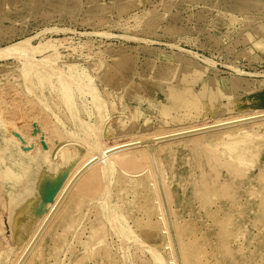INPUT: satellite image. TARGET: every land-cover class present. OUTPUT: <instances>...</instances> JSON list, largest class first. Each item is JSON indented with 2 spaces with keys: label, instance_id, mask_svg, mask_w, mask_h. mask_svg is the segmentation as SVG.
Masks as SVG:
<instances>
[{
  "label": "rangeland",
  "instance_id": "obj_1",
  "mask_svg": "<svg viewBox=\"0 0 264 264\" xmlns=\"http://www.w3.org/2000/svg\"><path fill=\"white\" fill-rule=\"evenodd\" d=\"M17 43L0 57V144L34 146L0 169V264L101 144L264 109V0H0V51ZM147 144L85 169L21 264H264V122Z\"/></svg>",
  "mask_w": 264,
  "mask_h": 264
},
{
  "label": "bare ground",
  "instance_id": "obj_2",
  "mask_svg": "<svg viewBox=\"0 0 264 264\" xmlns=\"http://www.w3.org/2000/svg\"><path fill=\"white\" fill-rule=\"evenodd\" d=\"M26 41H28V39ZM21 43H23V42H21ZM21 43H19V44H21ZM27 43H29V41ZM19 44L17 43L16 45L8 46L7 49L1 50L0 51V57H3L5 55L8 56V55H13V54L19 53L18 51H20L19 49H20V46H21V45L19 46ZM27 47H26V49H27ZM40 47L41 46H39V48ZM41 48L43 49V46ZM41 48H40V50H41ZM28 50H26V52ZM36 52H37V50H36ZM28 53H30V50L28 51ZM28 53H26V54H28ZM165 74H163L162 77ZM200 74H202V73H200ZM200 74H198L197 72H194V73L192 72V73L189 74V78L186 77V79L192 80L191 86L189 87V89L191 91H192L193 85L196 84V83H198V81L202 78V77H200ZM164 77H167V76H164ZM164 77H163V80L165 79ZM172 79H174V78H169L167 80L165 79V81L166 82H172ZM186 79H184V81H186ZM187 81H189V80H187ZM28 90H30V89H28ZM206 90H204V91H206ZM209 93H210V91H209ZM194 97L196 98L197 95H194L193 98ZM4 101H6V100H4ZM15 104H17V103H15ZM18 105L20 106V104H18ZM11 106H12V103H11ZM15 106L17 107V105H15ZM10 108L13 109L12 107H10ZM4 113H6V112H4ZM36 117H35V119H36ZM11 119L12 118H8L5 115H3L2 112H0V130L3 129V127H9V126H10V129H11ZM260 122H264V109H259L258 108L257 110L255 109L253 112H250V113H243V114H239V115H235V116L227 117V118H218V119L212 120L211 122H207V123H203V124H199V125L181 127V128H178V129H174V130L168 131V132L158 133V134H155L153 136L146 137V138H129L126 141H120V140L119 141H116V140H114L116 142H114L113 144H110V145H108V144H101L99 147L96 148V152L95 153H91L87 157V159L85 160V162H83V164L80 167H78L75 170V172H73V174L69 177V179L67 180V182L62 187V189L60 190V192L57 194L56 198L54 199L53 203L51 204L49 211L46 213V215L44 216V218L42 219V221L40 222V224L38 225V227L34 231V233L30 236L27 244L23 248V250L20 253L19 257L17 258V261L15 262V264H21V262L24 260L25 257H27V256H29V254L31 255L33 253V246L36 244V242L37 241L39 242L44 236L46 238V236L48 234L47 229L49 227V224H50L51 220L54 219L53 217H55V214H57L58 213L57 211H59V205H60V203L62 201V198L68 192L70 186L77 179V177L85 169H87L89 166L96 165V164H99V163H103L104 161L109 162L108 159L109 160L110 159L112 160V157L115 156V155H118V154H119L118 156H120V155H122V156H120V158H119L120 161L118 163H115V164H117L118 166L128 164L130 161H134L135 160L134 157L131 156V154H129L130 151L133 150V149L139 148L137 146H140L141 144H144V143H148L144 147H149L151 149V148H154V147H156V145L161 144V143L175 141V140L183 139V138H186V137L198 136V135L206 134V133L213 132V131H218V130L221 131V130L230 129V128H234V127H240V126H243V125H247L248 123L254 124V123H260ZM23 123H26V122H23ZM6 131H7V129H6ZM16 131H18V130H16ZM102 131L104 132L103 128H102ZM7 132H5V133H7ZM11 132H13V130ZM110 133L113 136H115L112 131ZM9 134L11 135V133H9ZM15 134H13L14 136L11 135L12 137L11 136H8V137H11V138H6L7 136L4 137V142L6 144L5 147L4 146L2 147V145L0 144V169L6 171V172H3L2 171V176L3 177H9V176H11V173L14 170V168L16 167V165H18L24 159V157L28 153L29 149L34 146V144H33L34 141H33V143L30 142V143L33 144L32 145V144L29 143V141L27 139H26V143H21L23 140L20 141V137L17 136V135H15ZM100 134H102V132ZM24 137H25V135H24ZM108 137H110V136H108ZM66 141L67 140H65L64 142L59 143L58 146L56 145V147L54 148V151H53L52 154L53 155L60 156L61 153H63V151H65L66 149H68L69 148V145H67V146L66 145H62V144H65V143L68 142V141L67 142ZM107 141H109V140H107ZM18 142L20 144H17ZM16 144H17V146L19 145V149H20V150L18 149L20 152H19V156L17 155V157H15L13 155V153H10L12 151V149L14 148L13 146L16 145ZM30 145H32V147ZM35 145H36V143H35ZM50 146L52 147V145H50ZM229 147H230V152H231L230 154L233 157H234V155H236V157H239L241 159V158H244L247 155V153H248V151L245 150V148L242 146L241 141L239 139L231 140L229 142ZM77 149L75 147H72L71 153H69L68 155H66V158L71 159L73 157V155H75ZM94 151H95V149H94ZM23 154H24V156H23ZM135 156L137 158H140V156H138V155H135ZM46 158H47L48 161H51V158H50L49 154L46 155ZM53 159H55V158L53 157ZM111 160H110V162H111ZM106 164L107 163L105 162L104 165H106ZM112 164H113V161H112ZM24 178H25L24 175H22L20 177H17V180L15 179V177H13V179H14V181L16 183H18V181L19 182L20 181H23ZM208 181H210V180H208ZM94 184H96V183H93V185ZM93 185L91 186V184H90L89 186H87L85 188V190L86 191H91ZM90 186H91V189L88 190ZM26 191H27L26 186L23 185V187L21 189V192H20V199L17 200V202L19 204H22L23 203L22 202V199L24 198V195H25Z\"/></svg>",
  "mask_w": 264,
  "mask_h": 264
}]
</instances>
